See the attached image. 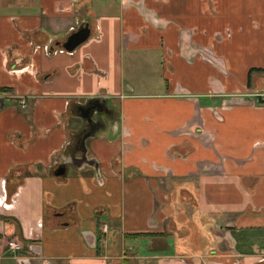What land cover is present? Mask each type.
I'll return each mask as SVG.
<instances>
[{
	"label": "crops",
	"instance_id": "obj_1",
	"mask_svg": "<svg viewBox=\"0 0 264 264\" xmlns=\"http://www.w3.org/2000/svg\"><path fill=\"white\" fill-rule=\"evenodd\" d=\"M263 89L264 0H0V264H264Z\"/></svg>",
	"mask_w": 264,
	"mask_h": 264
},
{
	"label": "water",
	"instance_id": "obj_2",
	"mask_svg": "<svg viewBox=\"0 0 264 264\" xmlns=\"http://www.w3.org/2000/svg\"><path fill=\"white\" fill-rule=\"evenodd\" d=\"M90 36H91L90 28L88 25H86L85 27L81 28L78 32L72 34L62 46L66 51L73 52L78 47H80L81 45L86 43L90 39ZM90 104H95V106H93V107L88 106L87 107V105H86V107L81 108L82 118L86 122H88V124H89L88 130L89 131L86 132V134L82 135L80 142H79V149H77V150H80V152L83 154V159L85 161H88L86 159H87L88 152H89L88 147H87V140L89 138H92L100 127L99 126V127L95 128L96 127L95 125H98V123H95V121L93 120L94 114L96 112H98L99 114L100 113L102 114V113L108 111V109L106 107V101L105 100L93 99V100H90ZM66 170H67L66 166L59 167L55 172V176L56 177L65 176Z\"/></svg>",
	"mask_w": 264,
	"mask_h": 264
},
{
	"label": "built area",
	"instance_id": "obj_3",
	"mask_svg": "<svg viewBox=\"0 0 264 264\" xmlns=\"http://www.w3.org/2000/svg\"><path fill=\"white\" fill-rule=\"evenodd\" d=\"M262 105L264 106V89L262 90L261 94H259ZM25 107V104H23V108ZM104 231H107V226H104ZM8 247L11 249L12 252L18 253L22 249V245L16 241H9Z\"/></svg>",
	"mask_w": 264,
	"mask_h": 264
},
{
	"label": "flooded vegetation",
	"instance_id": "obj_4",
	"mask_svg": "<svg viewBox=\"0 0 264 264\" xmlns=\"http://www.w3.org/2000/svg\"><path fill=\"white\" fill-rule=\"evenodd\" d=\"M87 104H88V103H87ZM88 106L93 107V106H95V104H90V102H89V104L87 105V107H88ZM85 107H86V106H85ZM104 113H105V114H104ZM104 113L100 114V115H101V120L95 122V123H98V125H95V124H94V125L96 126L95 128L101 126L103 123H107V122L112 118V116H111V112H109V110L106 111V112H104Z\"/></svg>",
	"mask_w": 264,
	"mask_h": 264
}]
</instances>
